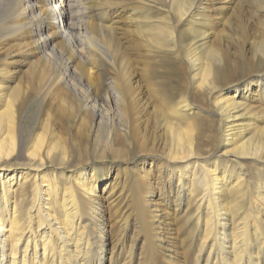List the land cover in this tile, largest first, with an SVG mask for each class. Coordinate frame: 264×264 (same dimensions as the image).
<instances>
[{
	"label": "bare ground",
	"instance_id": "bare-ground-1",
	"mask_svg": "<svg viewBox=\"0 0 264 264\" xmlns=\"http://www.w3.org/2000/svg\"><path fill=\"white\" fill-rule=\"evenodd\" d=\"M2 54L0 161L22 169L0 163V264H149L157 251L175 264L179 216L198 238L181 264H264V173L249 172L264 161V0H0ZM32 92L39 123L24 138L18 111ZM90 137L152 158L108 183L71 164ZM53 166L68 167L54 182ZM13 189L25 210L4 213ZM127 196L107 247V207ZM178 227L182 240L193 233ZM130 230L151 247L136 258Z\"/></svg>",
	"mask_w": 264,
	"mask_h": 264
},
{
	"label": "rangeland",
	"instance_id": "rangeland-1",
	"mask_svg": "<svg viewBox=\"0 0 264 264\" xmlns=\"http://www.w3.org/2000/svg\"><path fill=\"white\" fill-rule=\"evenodd\" d=\"M156 14H158V13H156ZM182 40H183V38H182ZM3 57H4V54L0 55V59ZM21 63L19 64V67H21L20 72L18 74L19 80L16 79V82L17 81L19 82V86L23 85L26 82V81H21V79L23 78L24 73H25L26 69L28 68V67L22 66ZM263 71H264V61L262 62L261 60H257L255 72H263ZM103 73L105 75H108L109 69L103 68ZM157 73L159 75L160 74L163 75L165 73H170L168 70V65L158 67ZM218 73L221 74V68H219ZM238 74L240 76L239 78H237L238 80H240L242 77L245 76V73H243L242 70ZM189 75L190 74L187 73L185 77L188 79ZM153 78L158 80L161 77L160 76H154ZM140 82H141V85H143V91L144 90L146 91L147 88L145 86L144 79L140 78ZM216 83H217L218 87H222V85H223V83L219 82V80H217ZM10 85L12 87H18L12 83H10ZM219 96H220V94L214 95L212 97L218 98ZM39 102L40 101H39L37 95L32 92V93L27 95L24 104L21 106V108L18 111V122L22 127L21 136L24 138H26L27 135L29 136V133L32 130H35L38 128L39 115L40 114L38 111L39 108L37 109V107H38ZM208 112L209 111H205L202 114L205 116H209L211 118L210 120H213V118L215 117L214 114L208 113ZM215 122L216 121L213 120L212 124L214 125V129L216 130L217 126H216ZM117 131L119 133H121L120 129H118ZM37 132H38V130L36 131V133ZM92 135H94V134H92ZM87 140H89L88 143H86ZM130 141H131V139H130V137H128V140H126V144H128V142H130ZM119 149H123L124 153L117 151ZM218 149H219V146L216 145L212 151L216 152V150H218ZM106 151H108V149L105 147L104 143H101V144L94 143L92 137H90V139H86L80 146H76L74 148L73 153H72L71 164L74 166L75 165H82V164L90 165L91 168L94 167L95 176L99 175L101 177L107 178L108 183H110L112 181L113 175L117 176V175H121L122 173L126 174V176L124 175V177H127V180H128V177H130V175H131V174H129V172L133 170L134 166H136L140 163H144V161H142V160L152 158L151 157L152 154H149L147 152H142L141 150L137 149L136 146L133 145L132 141H131V143H129L126 146H121L118 149L116 148L115 151H112V152H110V151L106 152ZM102 153H103V155H102ZM121 153H123V155H120ZM113 157H115V159ZM17 162H19V160H17ZM0 163L7 164V166H12V165H14L15 162H14L13 158H5V159L1 160ZM263 164H264V161H263ZM263 164L256 163L253 166V169H249L250 176L254 177V175L258 172H261V174H263L264 173V165ZM14 166H17L16 168H18V169L21 168L18 165H14ZM87 169L88 168H86V170ZM67 170H68V167H65V166L63 168H61V167L56 168V166H53L52 168H48L46 171H44V173L46 174V176L50 177V181H52L51 176L53 175V182H54V175L60 174L61 172H64V171L66 172ZM88 172H90V171H88ZM133 172H134V174H136L135 171H133ZM29 179H30V177H29ZM18 182H21V181H18ZM65 183L66 182H64L63 184H65ZM253 183H255V186L257 185L256 184L257 182H253ZM102 184H105V183H102ZM125 184L127 185L126 190H124L125 195L131 194L128 183L125 182ZM109 185L110 184H108V187H109ZM102 188H104V187L101 186V189ZM19 189H20V187H17V190H19ZM31 189H32V180L30 179V181L26 183V190H25V191L28 190L30 193L29 199L31 197ZM24 192L16 191L15 189H13L10 192V195H12L13 198L11 200H9V202L13 201V203L8 202L6 204V206L4 207V213H6L8 209H10L12 206H14L15 203H17L20 206L22 211L25 210V207H24L25 205H24V203L21 202V201H23V198L25 200L27 199V196L24 194ZM129 201H130L129 196H127L125 199H124V197H122L118 200V203H117L118 208H116L115 206H112V205H111L112 207L109 205L107 207L106 214H105L107 216V218L109 219V225L105 228V230H106L105 231L106 241L108 242L107 247H110L112 241L116 240V238L119 237V233L117 232L118 231V229H117L118 228V220L117 219L119 218V215L121 212L125 213V212L131 211L133 203L129 202ZM111 210H112V212H111ZM193 211H194V206L191 205L188 207L186 212L184 210H182V213L186 216V214H189ZM178 218H179V222L177 219L174 230H172L173 232L176 230L177 234H175L173 236V238L170 239V241H174V239H177V241H176L177 243L174 245V247H172V248L170 247L172 250H174V249L177 250V255H176L177 259H176L175 264H181L180 259L189 260L188 253L186 255V254H183L181 251L185 250L186 246L188 244L191 243L190 246H192L198 242V238L196 236L197 234L195 232L196 231V225H194L192 221L186 220V218L181 219L180 216ZM178 226L179 227L182 226L180 232L182 231L183 235H184V230L186 233L189 230H192L193 233L190 234L189 236H187V238L185 240H182L185 236L184 237L181 236V234L178 232V230H177ZM122 234H123V240L125 242V246L128 248V247H130V245H132V250H133L132 256L134 258L139 257V255H141L142 252H146V251H149L151 249L146 238L144 239V236L139 235L137 232L134 233V231H133V234H132V232L130 230V231H124ZM133 235H134V237H133V239H131ZM158 253H159V255H158ZM114 258H116V254L114 255ZM105 262H106V264H109L108 261H105ZM151 262H152V264H167L166 263V256L162 251H157L156 255L154 256V259L149 260V264Z\"/></svg>",
	"mask_w": 264,
	"mask_h": 264
}]
</instances>
